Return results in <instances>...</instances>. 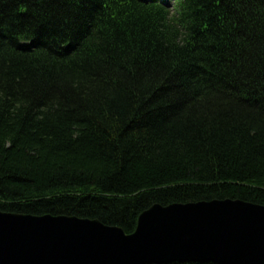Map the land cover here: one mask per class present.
I'll list each match as a JSON object with an SVG mask.
<instances>
[{"label": "trees", "instance_id": "1", "mask_svg": "<svg viewBox=\"0 0 264 264\" xmlns=\"http://www.w3.org/2000/svg\"><path fill=\"white\" fill-rule=\"evenodd\" d=\"M216 199L264 205V0H0L1 211Z\"/></svg>", "mask_w": 264, "mask_h": 264}, {"label": "water", "instance_id": "2", "mask_svg": "<svg viewBox=\"0 0 264 264\" xmlns=\"http://www.w3.org/2000/svg\"><path fill=\"white\" fill-rule=\"evenodd\" d=\"M264 264V205L155 204L134 232L98 219L0 210V264Z\"/></svg>", "mask_w": 264, "mask_h": 264}]
</instances>
